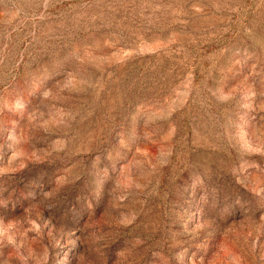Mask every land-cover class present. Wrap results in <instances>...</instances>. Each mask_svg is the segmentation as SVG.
<instances>
[{
  "label": "rangeland",
  "instance_id": "374dc122",
  "mask_svg": "<svg viewBox=\"0 0 264 264\" xmlns=\"http://www.w3.org/2000/svg\"><path fill=\"white\" fill-rule=\"evenodd\" d=\"M0 264H264V0H0Z\"/></svg>",
  "mask_w": 264,
  "mask_h": 264
}]
</instances>
